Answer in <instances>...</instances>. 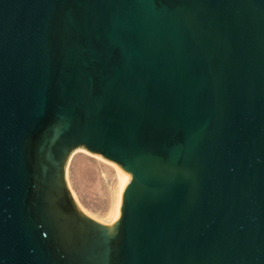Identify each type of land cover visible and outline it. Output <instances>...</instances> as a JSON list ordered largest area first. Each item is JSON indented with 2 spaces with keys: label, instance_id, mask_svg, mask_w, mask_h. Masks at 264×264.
Wrapping results in <instances>:
<instances>
[{
  "label": "water",
  "instance_id": "water-1",
  "mask_svg": "<svg viewBox=\"0 0 264 264\" xmlns=\"http://www.w3.org/2000/svg\"><path fill=\"white\" fill-rule=\"evenodd\" d=\"M0 264H264V0H0Z\"/></svg>",
  "mask_w": 264,
  "mask_h": 264
},
{
  "label": "rangeland",
  "instance_id": "rangeland-1",
  "mask_svg": "<svg viewBox=\"0 0 264 264\" xmlns=\"http://www.w3.org/2000/svg\"><path fill=\"white\" fill-rule=\"evenodd\" d=\"M117 167V164L84 149L76 150L67 166L69 185L81 206L107 224L115 222L114 214L119 201Z\"/></svg>",
  "mask_w": 264,
  "mask_h": 264
},
{
  "label": "bare ground",
  "instance_id": "bare-ground-1",
  "mask_svg": "<svg viewBox=\"0 0 264 264\" xmlns=\"http://www.w3.org/2000/svg\"><path fill=\"white\" fill-rule=\"evenodd\" d=\"M117 170H118V174H119V177H120V188H119V201H118V205H117V208L115 210V214H114V221H118V217H119V212H120V208H121V192H122V189L123 187L129 182V177L127 174H124L121 170V168L117 167Z\"/></svg>",
  "mask_w": 264,
  "mask_h": 264
}]
</instances>
